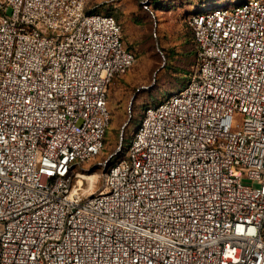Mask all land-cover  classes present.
Segmentation results:
<instances>
[{
	"label": "built area",
	"instance_id": "obj_1",
	"mask_svg": "<svg viewBox=\"0 0 264 264\" xmlns=\"http://www.w3.org/2000/svg\"><path fill=\"white\" fill-rule=\"evenodd\" d=\"M88 1L0 0V264H264V0L189 14L187 82L95 191L78 178L136 55Z\"/></svg>",
	"mask_w": 264,
	"mask_h": 264
},
{
	"label": "rangeland",
	"instance_id": "obj_2",
	"mask_svg": "<svg viewBox=\"0 0 264 264\" xmlns=\"http://www.w3.org/2000/svg\"><path fill=\"white\" fill-rule=\"evenodd\" d=\"M97 1L89 0L88 6L99 8L106 3L111 7L123 27L126 45L135 50L137 57L127 75H123L125 78L115 79L109 88L112 120L106 133L105 149L100 156L85 163V167L91 168L87 175L95 174L97 181L91 184V179H78L80 184L84 183L85 190L93 191L102 185L98 161L115 152L122 143L127 149L151 101L176 92L189 76L195 47L187 22L191 12L187 9L203 4L205 10L233 9L245 0H170L180 6L163 10L151 7V0H103L100 4ZM114 82L118 83L112 90ZM242 117V114L235 115L236 121H242ZM244 183L257 185L249 179Z\"/></svg>",
	"mask_w": 264,
	"mask_h": 264
},
{
	"label": "trees",
	"instance_id": "obj_3",
	"mask_svg": "<svg viewBox=\"0 0 264 264\" xmlns=\"http://www.w3.org/2000/svg\"><path fill=\"white\" fill-rule=\"evenodd\" d=\"M154 6L155 9H161L163 10L164 8H170V9H177L180 5L179 4H174L173 1H170V0H151V7ZM97 11H102V12H106V13H110V14H113L115 15L112 11H111V7L110 6H107L106 3H102L100 5V7L98 8L97 6ZM205 10V4L203 5H192L191 7H189L187 9L188 12H200V11H203ZM152 11V10H151ZM154 12V11H152ZM117 18V17H116ZM118 19V18H117ZM119 21V20H118ZM120 22V21H119ZM123 33H124V30H123ZM124 40H125V37H124ZM126 44V43H125ZM126 47L133 51L137 57V53L135 52V50H133L131 47H129L128 45H126ZM182 76V75H181ZM184 76V75H183ZM186 78V77H185ZM188 80V77L184 80L183 79V82H187ZM184 83V84H185ZM183 85V84H182ZM154 100V99H153Z\"/></svg>",
	"mask_w": 264,
	"mask_h": 264
},
{
	"label": "bare ground",
	"instance_id": "obj_4",
	"mask_svg": "<svg viewBox=\"0 0 264 264\" xmlns=\"http://www.w3.org/2000/svg\"><path fill=\"white\" fill-rule=\"evenodd\" d=\"M88 173H81V176L82 178L80 179H91V184L94 182V181H97V176L95 174H90V175H87ZM79 179V178H78ZM80 182H84V181H80Z\"/></svg>",
	"mask_w": 264,
	"mask_h": 264
},
{
	"label": "crops",
	"instance_id": "obj_5",
	"mask_svg": "<svg viewBox=\"0 0 264 264\" xmlns=\"http://www.w3.org/2000/svg\"><path fill=\"white\" fill-rule=\"evenodd\" d=\"M102 1H103V0H98L97 2L100 4ZM126 75H127V74H126ZM126 75H125V76H126ZM125 76H124V77L122 76V77H120L119 79H124ZM117 83H118V82H114V86H112V90H115V86L117 85ZM121 87H122V86H121ZM121 90H122V88H121Z\"/></svg>",
	"mask_w": 264,
	"mask_h": 264
}]
</instances>
